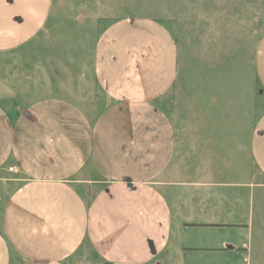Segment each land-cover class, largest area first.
Returning a JSON list of instances; mask_svg holds the SVG:
<instances>
[{"label": "crops", "instance_id": "0c3cea01", "mask_svg": "<svg viewBox=\"0 0 264 264\" xmlns=\"http://www.w3.org/2000/svg\"><path fill=\"white\" fill-rule=\"evenodd\" d=\"M51 9L0 0V55L34 41ZM178 57L166 25L122 19L95 40L91 110L61 98L5 106L0 80V264H251L248 193L188 176L176 156L161 107ZM254 70L264 91V36ZM250 156L264 179V114Z\"/></svg>", "mask_w": 264, "mask_h": 264}, {"label": "rangeland", "instance_id": "374dc122", "mask_svg": "<svg viewBox=\"0 0 264 264\" xmlns=\"http://www.w3.org/2000/svg\"><path fill=\"white\" fill-rule=\"evenodd\" d=\"M143 18L166 25L178 49L177 80L161 107L175 131L176 156L188 176L243 186L238 194L248 193L254 214L251 264H264V179L250 156L264 114L254 70L264 36L261 0H52L38 37L0 55V80L12 98L5 106L61 98L91 110L99 101L96 38L115 21Z\"/></svg>", "mask_w": 264, "mask_h": 264}, {"label": "built area", "instance_id": "2783aa9c", "mask_svg": "<svg viewBox=\"0 0 264 264\" xmlns=\"http://www.w3.org/2000/svg\"><path fill=\"white\" fill-rule=\"evenodd\" d=\"M10 171H13V169L11 168V169H9Z\"/></svg>", "mask_w": 264, "mask_h": 264}]
</instances>
